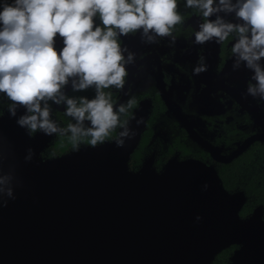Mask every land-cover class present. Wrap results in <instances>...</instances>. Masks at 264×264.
<instances>
[{"label": "water", "instance_id": "1", "mask_svg": "<svg viewBox=\"0 0 264 264\" xmlns=\"http://www.w3.org/2000/svg\"><path fill=\"white\" fill-rule=\"evenodd\" d=\"M24 113L0 115V178L14 195L0 197V264H211L235 242L231 264H264L261 206L241 219L244 192L227 191L211 167L174 159L161 172L151 161L129 168L146 113L123 147L47 160L48 137L16 123Z\"/></svg>", "mask_w": 264, "mask_h": 264}, {"label": "clouds", "instance_id": "2", "mask_svg": "<svg viewBox=\"0 0 264 264\" xmlns=\"http://www.w3.org/2000/svg\"><path fill=\"white\" fill-rule=\"evenodd\" d=\"M185 6L203 18L196 44L222 43L235 35L233 67L251 70L255 83L247 92L264 100V0H186ZM0 9V93L12 102V117L18 108L25 110L17 125L30 134L66 136L73 150L85 140L92 147L103 144L119 128L115 144L123 147L135 133L122 117L130 115L136 101L116 105L105 91L124 89L127 66L134 62L120 38L140 33L146 43L158 37L175 42V27L184 20L177 0H0ZM232 14L237 22L225 19ZM57 38L63 45L59 49ZM206 70L201 63L194 74ZM69 85L74 92L92 88L95 96L69 97ZM49 102L63 105L75 122L60 127ZM5 195L14 198L8 177L0 178V197Z\"/></svg>", "mask_w": 264, "mask_h": 264}, {"label": "flooded vegetation", "instance_id": "3", "mask_svg": "<svg viewBox=\"0 0 264 264\" xmlns=\"http://www.w3.org/2000/svg\"><path fill=\"white\" fill-rule=\"evenodd\" d=\"M177 2L184 20L175 27V42L171 37H158L157 42L146 43L140 33L120 38L121 46L134 54V62L127 66L124 89L105 91L111 93L116 105L135 98L136 104L130 115L122 117L129 121L128 126L137 121L139 114L146 113L128 166L137 172L151 161L153 169L161 172L174 159L181 162L194 160L211 167L220 179L221 175L237 178V169L241 166L247 171L252 169L243 178L264 182V100L247 92L249 83H255L251 80V70L243 64L236 69L233 67L231 49L235 35L222 43L196 44L195 32L203 18L198 10L185 6L186 0ZM225 19L237 22L234 14ZM57 40L59 49L63 46L62 40ZM201 63L207 70L194 74V69ZM261 63L264 65V60ZM65 92L69 97L92 99L95 96L92 88L74 92L70 85ZM6 99L7 96L0 93V102ZM49 103L52 119L60 127L75 122L65 115L63 105ZM10 105L3 108L2 114ZM120 131L122 129L118 128L103 144L114 142ZM29 135L48 137L40 152L44 160L76 151L66 136H49L39 131ZM86 146H91L87 140L79 149ZM259 206L264 224V205ZM253 212L240 217L248 219ZM235 244H238L236 252L243 242L230 245Z\"/></svg>", "mask_w": 264, "mask_h": 264}, {"label": "trees", "instance_id": "4", "mask_svg": "<svg viewBox=\"0 0 264 264\" xmlns=\"http://www.w3.org/2000/svg\"><path fill=\"white\" fill-rule=\"evenodd\" d=\"M10 105V100L6 99L4 102H0V114L4 107ZM244 164H247L243 162ZM245 169H242L241 166L237 169V178H230L229 176L221 175V182L224 188L229 192L243 191L247 200L243 205L239 215L244 217L250 215L254 209L263 204L264 205V182L261 179L257 182L254 179L243 178V175L251 173ZM238 247V244L229 245L222 249L211 262V264H231L232 256L235 253V249Z\"/></svg>", "mask_w": 264, "mask_h": 264}, {"label": "bare ground", "instance_id": "5", "mask_svg": "<svg viewBox=\"0 0 264 264\" xmlns=\"http://www.w3.org/2000/svg\"><path fill=\"white\" fill-rule=\"evenodd\" d=\"M193 222L196 224L197 222V217L193 219ZM197 225V224H196Z\"/></svg>", "mask_w": 264, "mask_h": 264}, {"label": "rangeland", "instance_id": "6", "mask_svg": "<svg viewBox=\"0 0 264 264\" xmlns=\"http://www.w3.org/2000/svg\"><path fill=\"white\" fill-rule=\"evenodd\" d=\"M132 123V122H131ZM131 127V124H130V126H129V128ZM29 133V132H28ZM149 162V161H148Z\"/></svg>", "mask_w": 264, "mask_h": 264}]
</instances>
